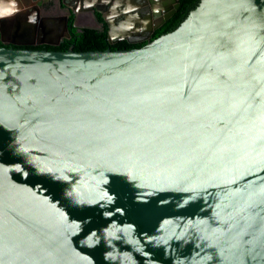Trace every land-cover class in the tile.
<instances>
[{
    "label": "water",
    "instance_id": "water-1",
    "mask_svg": "<svg viewBox=\"0 0 264 264\" xmlns=\"http://www.w3.org/2000/svg\"><path fill=\"white\" fill-rule=\"evenodd\" d=\"M0 264H264V0L138 49L0 47Z\"/></svg>",
    "mask_w": 264,
    "mask_h": 264
},
{
    "label": "flooded vegetation",
    "instance_id": "flooded-vegetation-1",
    "mask_svg": "<svg viewBox=\"0 0 264 264\" xmlns=\"http://www.w3.org/2000/svg\"><path fill=\"white\" fill-rule=\"evenodd\" d=\"M20 2L23 5L19 10L21 15L17 16V21L24 34L15 37L16 28L7 29L3 36L0 35V39L3 38L2 40L5 41V43L0 41V47L21 49L39 47L40 50H46V47H59L72 38L74 31L80 32L85 29L105 31L108 41V21L116 27L112 38L117 41L110 46L120 42L129 45L140 44L147 42L181 7L179 0L176 9L174 0H135L134 2L131 0H20ZM98 9L103 10L104 14ZM2 11L0 8V13H3ZM170 11H174L173 15L150 32V29L159 24L163 16ZM12 41L28 44L13 45Z\"/></svg>",
    "mask_w": 264,
    "mask_h": 264
},
{
    "label": "trees",
    "instance_id": "trees-1",
    "mask_svg": "<svg viewBox=\"0 0 264 264\" xmlns=\"http://www.w3.org/2000/svg\"><path fill=\"white\" fill-rule=\"evenodd\" d=\"M201 0H179L181 7L179 11L165 22L154 35L150 37L147 42L153 41L161 35L167 34L176 29L180 23L187 17L188 13L193 10ZM75 30V29H74ZM147 42L129 45L126 42H120L116 45L110 46L107 41L106 32L97 30L85 29L80 32L74 31L72 38L65 41L59 47H46L48 51H68L73 50L75 52H92V51H104L110 49L111 51L117 50H130L143 47ZM73 45V47H71ZM40 50L39 47L25 48Z\"/></svg>",
    "mask_w": 264,
    "mask_h": 264
},
{
    "label": "crops",
    "instance_id": "crops-1",
    "mask_svg": "<svg viewBox=\"0 0 264 264\" xmlns=\"http://www.w3.org/2000/svg\"><path fill=\"white\" fill-rule=\"evenodd\" d=\"M22 5L23 4L20 0H0V8L3 10L2 12L5 13V15L15 12L17 9L21 10ZM17 24H19V22H17Z\"/></svg>",
    "mask_w": 264,
    "mask_h": 264
}]
</instances>
